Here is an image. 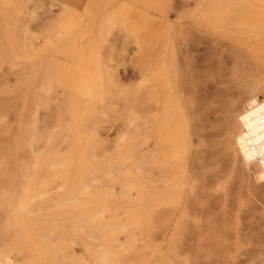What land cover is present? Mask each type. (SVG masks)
I'll list each match as a JSON object with an SVG mask.
<instances>
[{
	"label": "bare ground",
	"instance_id": "bare-ground-1",
	"mask_svg": "<svg viewBox=\"0 0 264 264\" xmlns=\"http://www.w3.org/2000/svg\"><path fill=\"white\" fill-rule=\"evenodd\" d=\"M191 1L195 26L221 36L252 66L240 65L233 72L236 94L244 97L231 100L226 143L241 170L264 184V99L259 97L264 94V0ZM30 2L0 0V33L9 51H2L0 61L8 58L12 69L22 58L34 65L40 56L29 28L20 30V14ZM115 2L91 0L84 15L65 2L53 4L61 13L55 34L67 44L64 55L76 64L63 69L56 80L74 99L90 101L84 107L74 104V113L94 115L97 103L108 97L106 84L113 80L103 68L101 44L116 30L133 38L146 63L145 204L122 203L114 190L102 186V177L127 158L87 171L84 163L90 160L85 154L81 163L59 156L57 150H36V121L28 142L0 144V171L5 174L0 183V264H190L178 245L184 224L180 214L195 195L194 155L201 145V128L194 124L193 105L175 70L169 0ZM85 40L88 49L81 46ZM45 43L52 45V38ZM47 78L41 87L45 94L53 87L50 74ZM35 105L37 113L49 102L38 100ZM7 122V115L0 114V125ZM76 144L92 147L91 142ZM104 146L100 142L101 150ZM221 180L216 174L209 184L221 185ZM136 182L126 186L133 190Z\"/></svg>",
	"mask_w": 264,
	"mask_h": 264
},
{
	"label": "rangeland",
	"instance_id": "rangeland-1",
	"mask_svg": "<svg viewBox=\"0 0 264 264\" xmlns=\"http://www.w3.org/2000/svg\"><path fill=\"white\" fill-rule=\"evenodd\" d=\"M90 1L31 0L20 14V30L29 28L40 56L34 63L35 70L27 58H22L15 69L8 58L0 61V114L8 117V122L0 125V144L5 147L28 142L31 126L37 121L36 150H57L59 156L81 163L85 154L90 160L84 163L87 171L91 166L96 169L127 158L118 164V170L102 177V186L114 190L122 203L143 206L147 169L146 63L133 38L116 30L101 44L103 68L113 80L106 84L108 97L104 103H97L94 115L74 113V104L84 107L90 101L74 99L56 80L62 78L63 69L72 70L76 64L64 55L67 44L55 34L54 23L61 13L53 4L65 2L84 15ZM168 12L176 35L175 70L193 105L194 124L201 128V145L194 155L195 195H190L187 208L180 214L184 222L178 244L182 257H189L190 264H264V184L241 170L227 150L225 133L231 100L244 97L236 94L233 72L240 65L252 66L221 36L195 26L191 0H169ZM47 37L52 38V45L45 43ZM5 40L0 33V55L2 51L9 53ZM81 46L88 49L90 43L85 40ZM48 74L53 87L45 94L41 87ZM259 97L263 100L264 94ZM38 100L49 102V106L36 113ZM66 140L69 143L65 144ZM77 142H91L92 147L84 149ZM216 174L222 175L223 183L209 184ZM4 179L0 171V183ZM132 180L138 184L133 190L126 186ZM3 223L0 209V230Z\"/></svg>",
	"mask_w": 264,
	"mask_h": 264
}]
</instances>
